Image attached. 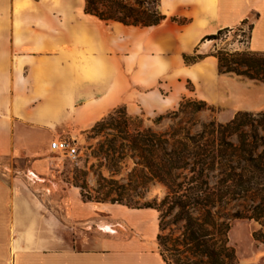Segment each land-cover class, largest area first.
Returning <instances> with one entry per match:
<instances>
[{"label": "crops", "instance_id": "crops-1", "mask_svg": "<svg viewBox=\"0 0 264 264\" xmlns=\"http://www.w3.org/2000/svg\"><path fill=\"white\" fill-rule=\"evenodd\" d=\"M159 10L166 20L144 28L86 14L85 0H0V158L29 159L27 185L0 178V264H167L156 210L80 195L48 205L34 169L54 140L121 107L161 115L191 95H225L233 115L264 111V83L220 73L216 41L205 40L249 26L247 51L264 53V0H160Z\"/></svg>", "mask_w": 264, "mask_h": 264}, {"label": "trees", "instance_id": "trees-1", "mask_svg": "<svg viewBox=\"0 0 264 264\" xmlns=\"http://www.w3.org/2000/svg\"><path fill=\"white\" fill-rule=\"evenodd\" d=\"M159 2L85 0V13L105 22L150 28L166 20L159 10ZM224 32L205 40H218ZM216 57L221 73L264 82V53H218ZM198 58L184 56L187 64L196 63ZM183 101L180 112L185 102L197 106L198 111L208 106L204 101L196 103L185 101V98ZM121 113L120 109L115 110L91 130L120 129L116 117ZM178 113L173 112V115ZM163 119L159 117L157 122ZM127 134L129 149L138 159L136 166L143 168L134 170L130 181L135 178L143 184L157 181L167 190L160 203L156 200L144 208L160 213L157 241L164 261L167 264H238L229 240L231 221L247 219L264 228V206L240 205L233 213H224V210L228 203L245 201L249 196L261 197L264 202V111L256 115L238 114L228 124L213 121L203 126L198 135L178 137L173 134L169 137L151 130ZM110 153L117 154V148H110ZM212 179L216 180L215 185H211ZM115 185L116 182L111 181L107 190L100 185L98 191L124 189H113ZM174 211H178L176 222L184 224L179 237L165 235L164 222ZM254 239L259 241L257 233Z\"/></svg>", "mask_w": 264, "mask_h": 264}, {"label": "rangeland", "instance_id": "rangeland-1", "mask_svg": "<svg viewBox=\"0 0 264 264\" xmlns=\"http://www.w3.org/2000/svg\"><path fill=\"white\" fill-rule=\"evenodd\" d=\"M249 29V26H243L225 31L218 40H215L216 54H235L236 52H232V50L238 42L244 44L240 46L243 51L239 53L249 52L247 51ZM230 75L236 79L257 81L235 74ZM187 87L189 90H193L191 85L188 84ZM161 91L165 93L167 89ZM183 100L181 103L184 102ZM185 101L200 103L202 100L191 95L185 98ZM207 105L205 109L198 111L197 106L185 102L182 112H180L181 107L179 105L176 110L168 113L149 116L144 113L134 116L129 115L124 107L119 108L120 112H123L116 117L118 124L121 125L120 129L98 128L95 131L89 130L84 135L68 138L78 146V156L75 159H69L49 151L46 156L48 164H41L34 169V174H36V177L34 176V192L40 198H44L48 205H57L58 207L59 205L68 204V202L72 203L76 195H80L84 203H99L97 201L100 200L102 204L125 207L129 205L128 208H136L135 210H144L148 203L152 204L156 200L160 203L167 194L164 185L157 181H148L143 184V182L137 181L136 178L135 181H130L134 175V170L143 168L136 166L138 159L129 149V134L127 133L136 134L137 132L151 130L158 135H168L169 137L173 134L178 135V137H183L185 134L198 135L202 132L203 126L213 121L228 124L238 114H257L239 112L233 115L234 110L228 104L225 95H222L218 104L207 103ZM178 111L179 113L176 116L173 115V112ZM159 117L164 119L157 122ZM175 138L177 139V136ZM112 147L117 148V154L110 153ZM35 160L38 159L34 158V162ZM28 168L29 159L10 156L0 158V178L7 180L8 183L17 180L21 184L27 185L26 182L29 180L27 178ZM111 181L116 182L113 189L118 187H124V189L98 191L100 185L107 190L106 187L109 186ZM210 182L211 185L216 184L215 179ZM106 194L108 197H104ZM228 204L224 213H233L235 209H240V205L253 207L262 204L264 206L261 197L254 198L252 196L246 198L245 201L230 202ZM177 213L178 211H174L164 222L165 235L167 236L179 237L183 231L184 224L176 222ZM254 233L258 234L259 241L254 239ZM229 240L230 245L236 252L238 264H248L256 261L264 253V228L255 221L247 219L232 220Z\"/></svg>", "mask_w": 264, "mask_h": 264}, {"label": "built area", "instance_id": "built-area-1", "mask_svg": "<svg viewBox=\"0 0 264 264\" xmlns=\"http://www.w3.org/2000/svg\"><path fill=\"white\" fill-rule=\"evenodd\" d=\"M250 32V29H249ZM244 44L237 43L234 45V49L232 52H240L243 51V49L240 48V46H243ZM248 45V43H247ZM50 149L52 152L58 153L62 155L63 157L69 158V159H75L78 156V146L76 143L69 139H63L59 138L54 140L51 145Z\"/></svg>", "mask_w": 264, "mask_h": 264}]
</instances>
